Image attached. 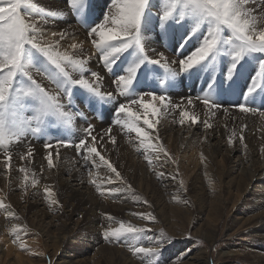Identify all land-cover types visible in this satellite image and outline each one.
Returning <instances> with one entry per match:
<instances>
[{
    "label": "bare ground",
    "instance_id": "6f19581e",
    "mask_svg": "<svg viewBox=\"0 0 264 264\" xmlns=\"http://www.w3.org/2000/svg\"><path fill=\"white\" fill-rule=\"evenodd\" d=\"M65 2V0H30L31 4L44 9L47 15L57 17L48 22H44L40 16L34 19L30 17L31 22L42 27L48 35L66 29L69 36L61 41L63 46L61 50L67 49L71 54L73 50L69 45L81 44V48L75 50L74 58L88 60L85 65L87 69L84 73L85 78L97 83L101 92H112L119 102H127L116 90L115 76L104 69L98 51L91 43V39L87 38L88 25L77 23V20L74 22L72 13L65 16L59 11H66ZM105 2L106 0H95L98 6L97 16L100 15V8ZM156 2L161 5L160 0ZM250 6L253 7L254 14L258 13L259 4ZM160 14L154 12L156 16ZM148 27L152 30L142 32L144 52L153 58L163 52L169 61L176 60L178 57L175 45L164 46L165 42L159 34L162 29L158 20L150 23ZM194 46L195 41L189 45L186 53ZM255 55L264 58V54ZM131 58L129 53L122 56L121 61L115 66L117 75L124 74L121 69L127 66ZM224 63V61L219 63L215 75L220 74ZM147 67L153 68L152 65ZM170 67L178 71L177 65L170 64ZM258 70L257 60L253 59L251 63L244 64L242 75L236 79L239 90L246 92L247 84L250 83L248 77L255 76ZM90 72L98 73L101 79L96 82L95 78L90 76ZM209 72L211 69L202 73L199 78L195 76L189 78L185 74L178 76L176 86L169 89L166 95L173 104L181 105L179 108L169 106L165 111L156 101L152 102L153 106L160 111L153 112L152 108H149L145 114V109L140 105H131V111L136 113L140 118V125L149 133L147 138L137 137L135 133L129 134L133 136L131 139L133 142L135 140L137 145L127 141L128 135L124 134L126 129L121 130L115 125L116 114L112 102L99 101L93 107H85L87 118L73 116L69 123H60L55 117H44L40 133H34L32 128L22 125L25 130L19 136L11 137L9 142L8 154L11 156V162L7 169L5 168L7 157L0 148V203L4 205L0 208V264H99L96 261L100 256L105 258L104 264H137L138 261L134 258L140 260L138 264H154L155 259L162 262L167 254L171 256L169 264H180L177 256L183 255L188 250L191 251L182 264H209L208 252L195 253L194 244L178 243L180 235L177 234V227L174 228L172 220L181 213L186 214L187 202L190 203L189 207L193 206L194 210L198 211L203 209L206 202L209 206L216 204L218 209L214 212L219 213L220 208L223 209L225 206L224 202L226 203L232 195L238 202L248 201L250 210L257 211L255 213L257 216L253 215L256 218L254 231L258 238H264V117L259 114L260 111H264V91H261V88H264V77L258 78L261 87L256 89L252 97L240 99V103H244L247 107L256 108L258 111L255 114L240 113L236 104H229L230 97L219 102L220 108L209 111L202 99H197L202 98L208 91L205 81ZM162 74L163 69L159 72L150 71L149 81L158 83ZM72 75L79 78V72H72ZM36 79L40 81L41 77L37 76ZM42 82L49 89L54 87L46 79ZM152 90L150 87H145L137 94L144 95ZM81 91L84 90L74 86V98L79 96ZM161 91L157 88L155 94H161ZM189 99L193 100V104H187ZM149 100L150 97L146 98L145 103ZM74 103L78 108V100H74ZM24 104L19 119L23 122L31 121L32 127H35L36 122L32 119L36 115L35 102L25 100ZM115 107H118V104ZM224 109L228 111L225 112ZM182 111H186L188 115L182 117ZM122 116L128 119L126 115L122 114ZM193 116L197 118L196 123L192 122ZM144 119L153 123L155 128L149 129L147 125H143ZM181 119L184 120L183 124L180 123ZM205 120L212 124L211 128L205 127ZM89 123L94 125L98 138L109 127L113 129L115 144L105 138L98 145V151L120 172L121 180L115 178V173L100 162L99 157H96L95 164L91 159L86 164L79 150L62 147L58 143L60 140L78 142L83 135V129ZM229 137L233 139L231 145L228 143ZM46 143H51L52 147L46 149ZM145 144H151L152 148H145ZM160 146H163L170 157L167 162L163 153L157 158L154 149ZM29 147L33 149L30 158L26 156ZM49 152L53 159L51 168L45 158ZM21 155H25V159L22 160ZM149 159L152 161L151 165ZM21 167L26 171H19ZM173 176L176 178L172 179ZM33 179L37 181L35 185L32 183ZM45 187L50 188L54 193L51 198L45 193ZM112 187H122L127 190L113 195L109 191ZM136 196L140 198L139 201L135 199ZM49 199H55L57 203L50 205ZM133 213L156 215L163 224L167 222L170 236L177 241L165 242L162 254L158 258L141 260V255L139 257L133 255L130 248L157 246L149 241L160 239V232L152 222L148 225L146 220ZM108 216L111 217L110 220L107 219ZM241 219L243 221L242 217ZM232 220L233 223L234 219ZM250 222L248 220V223ZM101 223L104 224L102 225L104 231L109 228L105 227L107 224L111 225V228H117L120 223H124L125 226L131 224L134 227L146 229L148 227L151 231L142 234L140 240L133 242L130 241L131 235L108 241L100 234L101 231H98ZM14 227L15 232H13ZM196 235L201 234L196 233ZM205 237L209 239L208 236ZM83 242H90L94 251L82 250L79 247L76 251V245H82ZM21 243L25 246L21 247ZM110 243H118V248L109 247ZM258 248L252 246L245 249L248 251L247 255L260 259L259 264H264V253ZM229 252L227 250L219 254L227 259L225 264H233L227 258ZM232 252L237 251L235 249Z\"/></svg>",
    "mask_w": 264,
    "mask_h": 264
},
{
    "label": "snow or ice",
    "instance_id": "6c2138e0",
    "mask_svg": "<svg viewBox=\"0 0 264 264\" xmlns=\"http://www.w3.org/2000/svg\"><path fill=\"white\" fill-rule=\"evenodd\" d=\"M255 4L260 5L256 14L250 6ZM66 5V11H59L65 16L72 13L77 23L88 25L87 38L91 39V43L98 51L104 69L115 76L116 90L127 102H119L112 92H101L97 83L85 78L84 73L87 71L85 65L88 60L74 58L75 50L80 49L81 44H70L69 48L73 50L71 54L67 49L61 50L63 47L61 41L69 36L66 29L48 35L42 27L31 22L30 19V17L34 19L40 16L44 22H48L57 17L48 16L43 9H36L33 12L35 5L31 4L30 0H0V148L7 157L6 169L10 167L11 162V156L8 154L9 142L11 137L19 136L25 130L22 125L32 128L34 133H40L44 117H55L60 123H69L73 116L86 119L85 107H93L99 101L114 104L115 125L121 130L126 129L125 135L135 133L137 137L147 138L149 133L140 125V118L131 111V105H140L145 109V114L149 108H152L153 112L160 111L153 106L152 102L156 101L165 111L169 109V106L181 107V105L173 104L166 95L169 89L176 86L177 78L181 74L189 78L192 76L199 78L202 73L211 69L205 81L208 91L202 98H197L202 99L209 111L221 107L215 97L227 95L238 96L235 106L240 113L255 114L258 111L254 107H247L244 103H240V99L252 97L256 89L261 87L258 78L264 77V58L255 55L264 54V0H165V8L158 16L153 12L154 8H158V3L153 4L152 0H106L105 5L100 8L99 16L96 15L98 6L95 0H66ZM105 8L108 9L107 12ZM22 9H24L23 12ZM157 20L162 29L159 34L165 42L164 46L175 45L178 57L176 60L169 61L163 52L158 53L154 58L144 52L142 32L151 31L148 25ZM193 41L195 46L186 53ZM125 53L130 54L131 61L121 69L124 74L117 75L115 66ZM181 56L183 58H179ZM253 59L257 60L259 70L256 71L255 76L248 77L250 83L247 84L246 92L241 91L236 86V79L242 75L241 70L244 64L251 63ZM221 61L225 62L224 67L217 76L215 72ZM170 64L177 65L178 71L170 67ZM148 65H152L153 68L149 69ZM160 69H163V74L158 83L150 82L149 72H159ZM72 72H79V78H75ZM37 76L41 77L40 81L36 79ZM90 76L95 78L96 82L101 79L96 72H90ZM45 79L54 87L47 88L42 82ZM74 86L84 90L75 98ZM145 87L153 90L147 91L144 95H138V91H142ZM157 88L162 90L161 94H155ZM261 91H264V88H261ZM148 97L150 100L145 103ZM25 100L35 102L36 115L32 118L36 122L35 127H32L31 121L23 122L19 119V113L25 107ZM74 100H78V108ZM117 104L118 107H115ZM187 104H193V100L189 99ZM224 110L228 111V109ZM122 114L128 119H124ZM259 114L264 117V111H260ZM187 115L186 111L181 112L182 117ZM192 122H197L195 116L192 117ZM180 123L183 124L184 120L181 119ZM204 124L206 128L212 127L207 120ZM143 125H147L149 129L155 128L148 119L143 120ZM112 132L113 129L109 127L98 138L94 125L89 123L83 129V135L78 142L60 140L58 143L62 147L79 150L86 164L90 159L95 164L96 157H99L100 162L115 173V178L121 180L120 172L98 151V145L105 138L115 144L116 137ZM240 139L243 140L242 132ZM228 143L229 145L233 143L232 137H229ZM144 146L152 148L151 144ZM51 147V143L45 144L46 149ZM154 151L157 158L163 153L166 162L170 159L163 146ZM32 154L33 149L29 147L26 156L30 158ZM20 158L25 159V155H21ZM45 158L49 168L53 167L51 152ZM151 163L149 159V165ZM19 171L26 170L21 167ZM175 178V176L172 177V179ZM36 182L33 179V185ZM181 186H183L182 182ZM125 190L127 189L122 187H112L109 191L116 195ZM44 191L49 198L54 195L48 187H45ZM135 199L139 201L140 198L136 196ZM49 203L56 204L57 201L49 199ZM3 207V203H0V208ZM133 215L147 221L156 220L151 213H133ZM107 219L110 220L111 217L108 216ZM15 231L14 227L13 232ZM148 231L151 230L120 223L117 228L106 229L103 236L111 241L119 240L128 234L134 237L141 236ZM159 236V240L149 241L157 246H135L129 250L133 255L142 254L146 258H158L162 254L164 243L171 240L162 230ZM24 246L21 243V247ZM190 251L177 256L180 264L187 259ZM154 264H160V260L155 259Z\"/></svg>",
    "mask_w": 264,
    "mask_h": 264
},
{
    "label": "rangeland",
    "instance_id": "374dc122",
    "mask_svg": "<svg viewBox=\"0 0 264 264\" xmlns=\"http://www.w3.org/2000/svg\"><path fill=\"white\" fill-rule=\"evenodd\" d=\"M160 2H161V5H160V3H158V8L153 9V12H155L157 14H160L165 8L164 0H160ZM35 3H38V2L35 1ZM105 3L102 6H104ZM152 3L156 4L157 2H156V0H152ZM65 4H66V2H65ZM37 8L38 7L35 6V8H33V11L35 12ZM38 9H41V8H38ZM104 10L106 12L108 9L105 8ZM23 11H24V9H22V12ZM72 20L76 21L77 19L74 18V16H73ZM83 31H85V30H83ZM50 86H52V85H50ZM89 116L93 117V116H91V114H89ZM132 137L133 136H131V135L126 136L127 141L132 143L133 145H135V144L137 145V142L135 140L133 142V140L131 139ZM38 189H40L39 186H38ZM229 198L232 200L231 201L232 203L230 202V199L227 200L226 203L224 202L225 206L223 207V209L220 208L222 211L219 210V213L214 212V211H217V209H218V206L216 204H211V206H209V203L207 204V202H206L204 204V207H203V205H201L203 207V209L198 211L197 209L194 210L193 206L189 207L190 203L188 204V202H187L188 206L185 204L188 208L187 209L188 211L186 210V214L182 215V213H181L179 215V217L175 216L174 220H172V222L174 223V228L177 227L176 228L177 234L180 235L179 239L177 238L179 240L178 243L185 242L188 244H194L195 245V247H194L195 253L202 252L201 254H204V253L208 252L209 253V258H208L209 264H214V263L225 264L227 259L225 257H222L219 254H220V252L227 251V250L230 251L229 257H227V258H229V262L231 261L230 263H233V264H251V262H252L253 264H255V263L259 264L261 262V260L258 258H254L253 256L251 257V256L247 255L248 251L246 250V249H248V247L257 246V247H259L258 249H260V251L262 253H264V243H263L264 238H258L256 236V232L254 231V223L256 222L255 216H257L255 213L257 211H251L250 210L251 206H250V203H248V201L238 202V200L235 199V196H233V195L230 196ZM213 212L216 213V215ZM152 215H154V214H152ZM253 215H255V216L253 217ZM154 216L156 217L155 221H147L146 220V223L148 225H151V222H152V224L156 226L158 232H161V230H162L166 234V236L170 237L172 242L175 243L177 240L172 239V236H170L171 232H170V229L168 227L167 222L164 223L167 225H164L162 222H160V219L156 215H154ZM213 216H215V217H213ZM249 216H250V218H249ZM241 217L243 218V221L245 220L244 222L242 221V219L240 220ZM246 218L249 220V222L251 221V219L254 222L251 221L252 223L251 222L248 223V220ZM232 219H234L233 223H232V221H233ZM102 225L104 226V224H102V223L100 224L101 229L98 228V231L99 230L101 231L100 232L101 235H103V231H104ZM252 225H253V227H252ZM105 227H111V225L107 224ZM147 229H150V228L147 227ZM196 233L201 234L200 235L201 237L196 235ZM253 234H255V235H253ZM128 235H131V234H128ZM204 236H208L209 239L207 240V238L206 237L204 238ZM129 237H130V241L132 240V242L134 240L137 241V240L141 239L140 236L134 237L131 235ZM173 237H175V236H173ZM249 239H251V240H249ZM132 242H130V243H132ZM173 243H172V245H173ZM110 245L111 246H109V247L118 248V243H115V244L110 243ZM78 247L82 250L86 249V250H89L91 252L94 251L93 248L91 247L90 242H83L82 245H79V244L76 245V248H75L76 251H77ZM235 249L237 252L233 253L232 250H235ZM244 254H246V256ZM241 255H244L245 258H244V256H241ZM88 256H90V254ZM137 256L139 257L140 255H137ZM141 256H142L141 260L142 259L143 260L148 259L146 257H145L146 258L145 259L142 254H141ZM170 258H171V256L169 254H167L166 256H164L163 261L160 262V264L171 263ZM233 259H235V260H233ZM134 260L140 262V260H138L137 258H134ZM104 261H105V258L100 256L96 262L99 264H104ZM138 262H137V264H138Z\"/></svg>",
    "mask_w": 264,
    "mask_h": 264
}]
</instances>
